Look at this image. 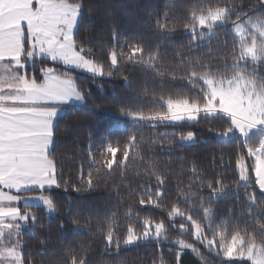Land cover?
Returning a JSON list of instances; mask_svg holds the SVG:
<instances>
[{
    "label": "snow or ice",
    "instance_id": "obj_1",
    "mask_svg": "<svg viewBox=\"0 0 264 264\" xmlns=\"http://www.w3.org/2000/svg\"><path fill=\"white\" fill-rule=\"evenodd\" d=\"M83 9L82 0H0V264H35L24 253L22 237L25 230H34L39 215L26 209L42 207L51 216L57 212V205L53 196L45 192L60 188L61 184L67 190L73 183L70 178L63 179L62 169L58 170L60 166L51 150L61 113L67 115L70 108L84 106L89 95L87 89L81 88L73 70L86 72L93 78H111L120 63L125 62L159 72L161 76L169 74L157 66L159 52L146 50L144 45L128 38L121 43V34L115 25L111 26V45H101V50L108 49L107 62L97 59L96 52L78 39ZM256 12L260 14L255 15ZM155 26L159 30L174 31L159 19ZM228 26L234 33V41L231 56L225 58L223 64L214 65L199 57L181 55L176 67L183 71L170 70L173 79L179 77L191 86L189 93L167 99L161 96L159 109L148 114L123 108L121 114L138 126L219 121L223 130L214 135L237 141L239 151L232 190L237 193L243 190L247 219L236 220L230 210L228 217L216 220L213 204L228 185L222 178L213 180L197 175L193 162L191 180L200 187L189 184L185 191L180 186L182 182L177 183V196L166 212L169 223L141 217L131 204L125 212L128 226L123 234L118 231L115 212L103 220L99 216L95 218V229L106 250L115 246L119 251L121 247L140 242L159 244L167 239L168 228L176 227L175 220L179 217L182 222L178 231L183 233L190 227L192 237L209 252L217 256L223 254L228 261L237 264H264V73L260 72L264 68V0H255L247 10L237 9L234 3L194 9L183 29L191 34L189 46L194 48L199 41L216 35L217 28ZM38 67L39 75L35 71ZM161 135L176 137L166 142L169 151L196 139L193 131H173L157 133L152 140ZM137 145L133 134L125 144L122 159L117 157L120 149L111 144L100 153V160L89 151L90 166L99 165L95 169L96 176L94 178L90 170L85 179L81 166L79 187L74 190H93L117 167L123 175L126 162L139 157L141 163L137 167L145 168L147 179L127 188V195L137 196L136 203L141 207L149 205L164 210L168 170H160L151 158L144 161ZM104 169L107 171L102 172ZM205 184L207 196L203 195ZM237 203H241L239 196ZM197 204L202 209L199 216L193 213ZM71 223L79 231V216ZM249 223L256 227L249 230ZM85 224L92 229L91 214ZM59 228L63 235L65 225L60 223ZM174 243L179 247L176 264H180L184 249L199 252L182 239ZM81 251H86L83 244L78 249L69 246L67 255L71 259L65 264H89L80 256ZM159 259L164 264L162 255Z\"/></svg>",
    "mask_w": 264,
    "mask_h": 264
},
{
    "label": "trees",
    "instance_id": "obj_2",
    "mask_svg": "<svg viewBox=\"0 0 264 264\" xmlns=\"http://www.w3.org/2000/svg\"><path fill=\"white\" fill-rule=\"evenodd\" d=\"M82 2L83 20L78 31V39L83 46L91 47L96 52L97 59L107 62L108 49L101 50V45H111V26L115 25L121 34V43L128 38L132 42L141 43L146 50L159 52L157 66L169 74L161 76L159 72L125 62L120 63L119 70L114 71L111 78L107 76L93 78L73 70V75L81 88L87 89L89 95L84 106L70 108L67 115L61 113L54 134V148L51 149L60 166L58 170L62 169L63 179L70 178L73 183L67 186V190L65 185L61 184L60 188L45 192V195L53 196L57 205V212L53 215L49 216L39 207L27 209L38 213L39 220L33 231L25 230L23 233L25 255L35 264H65L71 259L67 255L69 246L78 249L83 244L86 251L79 254L86 258L89 264H161L159 259L161 255L164 264H176V252L179 247L174 241L182 239L194 245L199 252L184 249L180 264H237L235 261H228L223 254L217 256L214 252H209L203 244L192 237L190 227L183 233L178 231L182 222L179 217L175 220L176 227L170 226L167 239H162L159 244L156 241L140 242L135 246L121 247L119 251L115 246L106 250L101 235L95 229V218L99 216L103 220L106 215L111 216L115 212L118 231L123 234L128 226L125 212L131 204L139 210L141 217H151L155 221L163 219L165 223H169L166 212L177 196V183L182 182L180 186L185 191L189 184L194 188L200 187L198 182L193 183L191 180L193 173L190 168L195 162L197 175L213 180L222 178L228 185L225 193L213 204L216 220L228 217L230 210L236 220L247 219L244 216L247 209L243 206V190L239 193L232 190L234 187L232 182L236 179L235 159L239 148L236 139L224 140L214 135L215 132L223 130L224 126L219 121L209 123L200 120L199 123L177 126L165 124H158L155 127L148 124L138 126L122 116L121 109L142 110L148 114L159 109L161 96L167 99L169 96L176 98L178 95L189 93L191 86L179 77L173 79L171 75V71L177 73L183 71L182 68L176 67L181 55L199 57L202 61L214 65L223 64L225 58H230L234 41L230 26L217 28L216 35L199 41L194 48L189 46L191 34L184 31L183 25L194 9L234 3L237 9L247 10L255 0H82ZM158 19L161 23H166L168 29L174 31L157 29L155 25ZM35 71L39 75V67ZM31 72L29 69V74ZM260 72L264 73V68H261ZM173 131L185 133L193 131L196 133L195 142L175 146L169 151L166 142L173 141L176 137L161 135L159 139L152 140L157 133ZM133 134L137 137V147L144 161L151 158L155 160L160 170H168V191L163 200L166 206L164 210L149 205L141 207L136 203L137 196L127 195V188L135 187L147 179L145 168L137 167V164L141 163L139 157L126 162L127 168L123 175L121 169L117 167L110 175L103 177L93 190L83 188L80 191L74 190V187H79L78 176L81 174V166L85 179L90 170L93 177L96 176L95 169L99 165L90 166L89 151L100 160V153L111 144L120 149L117 157L122 159L125 144ZM152 184H155L154 180ZM207 194L205 184L203 195ZM237 196L240 197L239 204ZM185 207L187 208V205ZM193 213L202 215V209L198 204ZM89 214L93 217L91 230L85 224ZM77 216L81 222L79 231H76L71 223ZM60 223L65 225L63 235L59 228ZM253 227L256 225L248 224L249 230Z\"/></svg>",
    "mask_w": 264,
    "mask_h": 264
},
{
    "label": "rangeland",
    "instance_id": "obj_3",
    "mask_svg": "<svg viewBox=\"0 0 264 264\" xmlns=\"http://www.w3.org/2000/svg\"><path fill=\"white\" fill-rule=\"evenodd\" d=\"M234 34V33H233ZM81 73H84V74H87V75H90V74H88V73H86V72H81ZM91 76V75H90ZM81 105H76V107H80ZM63 113V112H62ZM195 142V141H194ZM194 142H191V143H188V144H193ZM35 203V202H34ZM21 207H23V205L21 204L20 205ZM39 208H42V207H39ZM43 209V208H42ZM27 210V209H26ZM54 214V213H53ZM52 214V215H53Z\"/></svg>",
    "mask_w": 264,
    "mask_h": 264
}]
</instances>
